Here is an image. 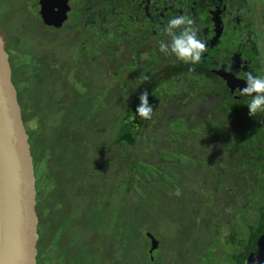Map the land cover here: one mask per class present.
<instances>
[{"label": "trees", "instance_id": "16d2710c", "mask_svg": "<svg viewBox=\"0 0 264 264\" xmlns=\"http://www.w3.org/2000/svg\"><path fill=\"white\" fill-rule=\"evenodd\" d=\"M17 53L25 54L23 48L15 47L14 56L10 55L13 82L18 90V98L31 146L33 144V157L36 153L39 157L38 163L45 161L47 164L48 171L44 175L46 177L54 179L51 174L58 169L67 172L64 189L56 185L54 180L52 181L54 183L52 191L56 189L63 193L60 200L55 202V204L61 203V206L54 208L50 213L52 208L47 207L48 204L44 199L38 200L39 194L37 196L40 235L37 264H41V260L42 264L46 262V257L45 259L43 257L48 251L47 239L52 236L55 241L51 248L56 249L55 261L58 264L64 263V260L68 264H131L130 258L133 255L139 257L141 264H175L174 261L180 258L181 260L190 259L195 249L181 242L179 243L186 251L180 252L178 247L172 248L168 255L170 257L172 252L173 260L169 263H167L168 256H165L164 249L161 248L162 244L159 243L158 249L150 253L152 245L148 234L158 240L156 234L151 231L152 228L160 226L170 230L178 240L182 233L189 235L188 240L194 242L196 247L202 242V237L210 240L205 253H201V245L198 247L199 250H195L197 254L193 264H247L249 255L256 250L257 241L264 232V163L261 162L262 157L253 150L257 146L255 142H264V122L261 121L260 125L252 128L249 126L248 131L226 132L224 122L213 119V117L202 121V124L210 122L216 126L210 130L202 125L200 127L194 121H171L170 115L181 104L179 96H176L178 102L176 104L175 93L170 96L166 95V90L163 89L166 84L162 87V84H157V86L152 82H141L140 80L133 81L126 88V90L130 89V92H127L122 100H110L104 103L98 101L100 95L83 94L77 83L72 78H68V82H63L66 84L65 87L61 89L65 95L64 99L60 98L63 102L57 103L58 99L55 95L57 89L47 77L50 74L47 72L52 69V66L47 72L42 71V67L35 63L33 53L28 52L27 56H24L26 66L22 67L23 61H19ZM24 68L30 70L28 77L21 74ZM44 73L47 75L43 77ZM62 74L64 73L62 72L61 76ZM36 75L38 78H35ZM144 91L149 93V103L153 106V114L147 120L142 119L136 113V108L140 103L139 96ZM71 96L78 97L77 101L66 103L64 107L59 106L67 102ZM40 105L43 106L42 109ZM55 108L61 112L64 110L61 113L63 120L61 124L50 127L49 121L52 119L46 118L47 122H45L40 112H54ZM55 120L54 124L57 123L58 117ZM35 121H38L36 128ZM188 129H194L191 134L196 135L200 134L199 129H204L205 133L212 138L227 145V154L232 158L234 165L243 172L249 169L248 173L254 175L251 180H247L249 187H244L245 185L236 187V184L232 186L228 183L229 179L220 180L217 178L219 176L209 173L215 179V182L208 183L210 189L216 194L223 193L217 197V203L221 201L219 199L222 196L225 199L227 194L231 200L238 194L244 198L239 209H235L238 210L237 220L231 230L229 229L224 243H219V236L220 228L224 225L221 218L222 209L227 205L220 203L219 206H212V216L209 211H205L206 208L209 210L208 202L211 203L214 200L212 198L207 201L202 200L206 195L202 189H198L195 181L202 178L201 174L209 166L205 165L202 154L194 151L192 147L189 148L191 143L183 138L182 133L189 132ZM253 131L256 132L252 133ZM58 135L60 137L62 135L66 140L65 152L61 150V145L57 144ZM231 135L234 137L231 138ZM100 139H103L102 143ZM164 140L169 143V146L161 143ZM222 144L218 146L219 151L223 148ZM41 154H44V159H40ZM235 155L236 158L233 157ZM207 158L218 167V170L226 171L228 162L225 164L221 161L223 163L221 164L215 159ZM259 165H262L260 170ZM230 173L244 175L239 171L235 172L234 169H230ZM44 176H40V183L42 179H47ZM36 177H38L37 172ZM114 180L118 181L117 185ZM39 184L37 182V190ZM69 189L73 191L69 192ZM225 189H227L226 192H224ZM93 190L96 191V205L100 210L94 212L88 201L87 204L83 202V206L87 209L86 213L78 208L65 223H74L76 217L80 216V221H86L85 224L88 227L86 238H83L81 230L78 229H73L74 231L68 234L72 236L70 239L64 238L67 235L62 229L55 235L48 231L54 221H59L63 216L62 208L71 204V198L79 195L78 197L88 200ZM104 190H109V193L102 194ZM113 193L115 200H109ZM104 198L107 199L106 204L103 202ZM68 200L71 201L68 203ZM237 202L233 200L234 205L229 204V206L235 208ZM108 204L112 208L105 209ZM90 210L93 213H90ZM79 212L85 215H76ZM214 214L218 219H216L212 235L210 233L212 228L208 232L205 230L209 227V221ZM50 215L55 217V220L50 219ZM187 217L190 218L188 223H186ZM234 217L231 215L230 219L233 220ZM120 218L125 223L124 232L119 228L110 230L109 233L112 231L116 236H114V241L108 244L109 234H106L103 227L100 228L103 224L102 220L105 219L107 223L111 220L115 223L116 219ZM88 221L91 222L88 224ZM166 221H172L178 227L179 232L177 233L178 229L175 227L171 228L167 225ZM184 222L188 231H183ZM65 224L60 225L61 228ZM146 224L148 227L144 235L141 229ZM93 226L94 229H92ZM97 227L104 234L103 241L89 233ZM64 240L66 245L62 244ZM223 249L228 251L223 252ZM176 251H178L179 259L174 260Z\"/></svg>", "mask_w": 264, "mask_h": 264}, {"label": "flooded vegetation", "instance_id": "af4514ba", "mask_svg": "<svg viewBox=\"0 0 264 264\" xmlns=\"http://www.w3.org/2000/svg\"><path fill=\"white\" fill-rule=\"evenodd\" d=\"M46 1L37 0L34 9L39 17L37 20L48 32L45 35L47 43H56L53 40L62 38L72 44V70L66 71L55 62L52 74L44 73L47 76H58L57 81L62 84L64 79L72 78L83 94L93 95L106 88L109 95L114 83L105 82L104 74L116 77L130 73L133 81L162 84V87L172 84L174 91H166V95L175 93L176 104V96L181 104L170 115L171 121H195L197 114L187 108L206 101L205 113L200 112V119L206 121L217 117L224 122L226 132L248 131L249 126L252 128L264 122V111L251 117L247 107L250 97L240 94V89L246 86V73L264 78V0H55L62 15H66L60 27L58 24L46 25L42 20L40 10ZM177 15L190 16L199 29V37L206 42L207 50L197 64L184 63L174 55L159 51V42L166 39L163 30L169 19ZM32 53L35 63L40 65V52L32 49ZM43 59L44 66H48L46 53ZM44 66L40 65L42 71L47 72ZM78 69H85L86 73L81 83L76 77ZM91 73H98L94 75L101 80L94 82ZM89 74L92 77L87 79ZM141 76L148 79L142 80ZM209 98L218 101L215 109L209 108ZM37 124L35 121V128ZM263 144L257 141L253 149L262 157V163ZM246 174L243 176L249 184L247 180L252 177L248 178L251 174ZM233 200L243 201L244 198L238 194Z\"/></svg>", "mask_w": 264, "mask_h": 264}, {"label": "rangeland", "instance_id": "374dc122", "mask_svg": "<svg viewBox=\"0 0 264 264\" xmlns=\"http://www.w3.org/2000/svg\"><path fill=\"white\" fill-rule=\"evenodd\" d=\"M34 2V4H33ZM35 3L37 4V0H0V35L4 37V39L6 40V49L8 48L7 46H9V48L7 49L10 55H13V49L15 47H17V49L23 48L25 54H20L17 53V57L19 59V61H23L21 63L22 67L26 66V60L24 58V56H27L26 53L28 54V52H30L32 54V49H34V51H39L40 52V57L38 58V61L41 62V66L43 67L44 65H46L45 60L43 59L44 54L46 53V57H47V64L48 66H44L45 69H50V67L52 65L55 64V62H57V65L60 64L61 66H64V70L69 71L71 69V55H72V44H70L69 42H67L66 40L60 38L59 41L57 40H53L56 41V43H52L48 44L45 35H48V32L46 31L45 26L42 24L41 21L37 20V18H39L37 16V14H35ZM53 37V36H52ZM48 49L52 50V51H48ZM54 50V51H53ZM62 54V55H60ZM60 55V56H59ZM14 56V55H13ZM34 57V56H33ZM35 58V57H34ZM56 58V60H55ZM50 64V65H49ZM72 70V69H71ZM78 73L76 75V77L78 78V82L81 83L84 80L85 77V69L84 70H80L78 69ZM30 70L29 69H22L21 74L28 77ZM47 73H51L52 74V69L49 70ZM92 75L94 74H98V73H91ZM91 74L88 75L87 79L91 78ZM45 74H43L44 77ZM48 78L52 79V82L55 81L53 83V85L55 86V89H57V92L55 93L56 97H57V103L62 102L63 100H61L60 98L65 97V95L62 93L61 89L65 87L66 84H60L59 80L60 78L58 76H54L53 78L51 76H47ZM66 77H69L68 75ZM38 78V76L36 77ZM94 82H99L101 80V77H98L97 75L93 76ZM103 79L105 82H108L110 84L114 83L113 87L110 89L111 94L107 95V90L106 88H104V90H99V91H95L96 95H99L101 93H106L105 96L100 95L98 97V101H103L104 103L110 101V100H122V97L125 96L127 94V92H130V89H125V87H129L132 83V81L134 80V77L132 74L130 73H124V74H118L116 77H114L113 75H109V74H104ZM42 81V80H40ZM64 82H68L66 79H64ZM201 84V83H200ZM209 85L207 84L206 88ZM211 86V85H210ZM174 87L172 86V84H166L164 86V90L166 91H171ZM198 99H201V97H198ZM196 100V99H195ZM77 101V97L75 96H71L67 102L59 105L64 107L66 103H71V102H76ZM209 102H210V107L211 109H215L216 106L218 105L216 102H218L215 99L209 98ZM46 103V102H45ZM102 103V104H104ZM193 104L194 101L192 102ZM207 102L204 101L203 103L200 102L199 104H195V105H191V107L187 108L190 111L193 109L196 114H197V118L195 119L194 123L195 124H199L200 127H204L205 129H214L216 126L210 124V122H206L204 124H202V120L200 119V112L205 113L203 108L206 107ZM41 109H42V105H40ZM202 108V110H201ZM40 112V111H39ZM64 110L58 111L57 108H55L54 112H40L43 117H44V121H46V118H51L52 120L49 121V125L50 127H52V125H54L53 127L57 126V124H61L63 117L62 114ZM167 114H165L166 116ZM58 117L57 123L54 124V121H56L55 119ZM213 119L218 120L217 117H213ZM223 120V119H222ZM166 121V120H163ZM202 125V126H201ZM240 126V124H237ZM162 126V125H161ZM46 127L49 128L48 125H46ZM54 131V129H52ZM187 131L189 132H183L182 135L183 138H185L186 140H188L191 144L189 145V148L192 147V149L200 154H202V157L205 159H203L204 163L206 166H209L208 168L204 169V173L201 174L202 178L198 179L195 181V185L198 187V189H202L206 195V197H204L202 200L207 201V199H213L214 201H212L211 203H209L210 207L208 208L209 210H207V208L205 209V211H209L210 212V216H212L211 214V209L212 206H219L220 203L226 204L227 207L222 209V220L224 222V225H226V227H224V225L220 228L221 232H220V236H219V243H224L225 239L228 235V231L229 229L231 230L233 224L235 223V220H237V212L238 210L235 209H239V207L242 205L243 201H238L237 204H235V208L234 207H230L229 204L234 205L233 204V199L231 200V197L226 196L225 199H223V196L219 199L221 200L219 203H217V197L220 195H223V193L220 194H216L214 191H212L208 185V183H210V181L215 182V179L213 178V176H211L209 173L215 175V176H219L217 177L218 179L222 180L224 178L229 179L230 182H228L229 184H232V186H234V184H236V187H249L250 184L246 183V179L244 178V176H239V175H233L230 173V169H234L235 172L239 171L240 173H244L246 174V172L249 171V169H246L244 172L240 171V169L238 167H236L232 161V158L229 157V155L227 154V145H223L221 142L215 140L214 138H212L210 135H208L207 133H205L204 129H199V135H192L191 132L194 131V129H188ZM196 131V130H195ZM176 135V134H175ZM240 136V135H239ZM227 137H230V135H227ZM234 136L231 135V138H233ZM100 143H102L103 139H100ZM66 140L62 137L58 135V140H57V144H60V148L63 152H65V147H66ZM162 144L166 145L169 143H167L165 140L161 142ZM223 145V148H220V151L218 149L219 145ZM264 145V144H263ZM33 147V144H32ZM264 152V148L263 151ZM55 152H53L54 154ZM218 155H215L217 154ZM34 157H35V166H36V172L38 173V177H37V182L38 184L40 183V176L41 175H45L48 171V167L47 164L45 163H38L39 157L37 156L36 153H34ZM44 154L40 155V159H44ZM211 158V159H215L217 162H220L221 164L223 163H227V169L226 171L224 170L223 172L221 170H218V167L216 165H213V163H211L209 161V159L207 158ZM234 158H236L237 156H233ZM223 163H222V162ZM211 166V167H210ZM259 170L261 169L262 165H259ZM254 169H257V167H254ZM68 170L70 171L69 167ZM232 175H229V173ZM208 173V175H207ZM226 173V175H225ZM67 172L66 171H60L59 169L56 171H53V173L51 174L52 177H54V181L56 182V185H59V187L64 189V182H66L65 180V176H66ZM247 175V174H246ZM256 176V175H255ZM250 177H254V175H249L248 178ZM190 178H192V175H190ZM209 179V180H208ZM217 180V179H216ZM118 181L114 180V183L116 184ZM119 184V183H118ZM117 185V184H116ZM93 188L95 187L92 184ZM54 187V183L50 182L48 179H42L41 183L38 185V194H39V198L38 200L40 201V199H44V201L46 202V204H48V208H52V211H50V213L53 212L54 208H58L59 206H61V203L59 204H55V202L57 200H60V198L63 196V193L60 190H56L54 189L52 191V188ZM228 188V187H227ZM227 189H225L224 192H226ZM72 189H69V192H72ZM108 194L109 190L107 191H103L102 194ZM202 193V192H201ZM101 194V195H102ZM79 196V195H78ZM74 197L71 198V200H68V203L71 201V204L65 205L63 206L62 210L64 212L63 216L60 217L59 221L57 220L54 221V223L50 226V229L48 230L51 234H56L58 231H61V229L65 232V234L67 235L66 239H70V237L68 234L71 231H74L76 229H78L79 231L81 230V234L83 235V238H86L87 235V228L85 222L86 221H80V216H77L74 223H66L67 220H69L71 218V216L76 212V209L81 208L82 212L86 213L85 207L83 206V202L87 204V201L89 202V206H91L92 209H94L95 211L100 210V208L97 207L96 203H97V194L96 191L93 190V193L90 194L88 200L84 199L83 197ZM201 196V195H200ZM78 197V198H77ZM77 198V199H76ZM201 198V197H200ZM109 200H115L114 198V193L110 195ZM104 204L107 203V199L104 198L103 199ZM152 206V205H151ZM221 207V206H220ZM112 208L110 204H108L106 206L105 209H110ZM160 210V209H159ZM79 212L76 215H80L82 214L85 215L84 213ZM107 212V210H106ZM90 213H93L90 210ZM74 215V217L76 216ZM164 217H166V214H163ZM231 215H234L235 217L233 218V220H231ZM148 217V215H146ZM207 216V215H206ZM50 219H54L55 217H53L52 215L49 216ZM211 218V217H210ZM216 219H218L216 217V215L214 214V217H212L209 221V224L207 227V229L205 231H209L210 228H212L210 230V233L213 235V228L216 225ZM55 220V219H54ZM100 220V219H99ZM190 220L189 217H187L186 219V223H188V221ZM101 221V220H100ZM165 221V220H164ZM91 221H88V224ZM230 222L232 224H230ZM102 225H100V228L103 227V230H106V234H109V238L107 243L111 244V242L114 241V236H116V234L114 232L111 231V233H109L110 230L114 229V228H119L122 229V232H124V226L125 223L123 221L122 218L120 219H116L115 223H113L110 220V223H107L105 221V219L102 220ZM153 222H151L152 224ZM184 222V226H183V231H188V229L186 228ZM62 224H65L62 226ZM166 224L169 225L171 228L175 227L176 229H178V227H176L174 225V223L172 221H166ZM235 225V224H234ZM147 227L148 225H144L142 227V233L145 235L147 232ZM60 228V229H59ZM90 228V227H89ZM74 229V230H73ZM92 229H94V226L92 227ZM205 231H204V235H205ZM156 234V237L158 238V240L160 241V244H162V247L164 249V253L165 256L167 257V263L171 262V260H173L172 257V252L170 254V257L168 255V253L170 252V250L174 247H178V249L180 250V252H185L186 250H184V248L182 247V245L179 243H184L187 244L188 246L194 248L195 250L200 247L201 245V253H205V249L206 247L209 246V239L202 237V242L199 244H197V247L194 245V242H190L188 240L189 235H185V233H182L181 237L178 238L175 235H172L173 233L170 232V230H167L164 226H160L157 228H152V231ZM179 232V229L177 230V233ZM92 233L91 236H94L95 238L103 241L104 239V234L101 232V230L99 229V227L96 228V230H94L93 232H89ZM73 234V232H72ZM164 234V235H163ZM163 235V236H162ZM192 235V234H191ZM193 236V235H192ZM74 237H75V233H74ZM187 237V238H186ZM162 238V239H161ZM198 238V237H197ZM199 239V238H198ZM54 236H52L51 238L47 239V244H46V248H47V252L45 253V257H43L45 259V263L44 264H58L55 261V252L56 249L51 248V246L53 245L54 242ZM188 242V243H186ZM63 245H66L65 240L62 242ZM164 244V245H163ZM51 248V249H50ZM192 252V257H190V259L188 260H181V258L179 259V254L178 251H176V255L174 256V260L175 259H179L174 261L175 264H193L196 259H194V257L196 256L197 252L196 251ZM204 250V251H203ZM221 251V250H220ZM228 251L227 249H223V252ZM171 258V259H170ZM138 259V261H137ZM130 263L131 264H141V261L139 259V257H136L135 255H133V257L130 258ZM41 264H42V260H41ZM60 264H68L65 262L64 263H60Z\"/></svg>", "mask_w": 264, "mask_h": 264}, {"label": "water", "instance_id": "95a60500", "mask_svg": "<svg viewBox=\"0 0 264 264\" xmlns=\"http://www.w3.org/2000/svg\"><path fill=\"white\" fill-rule=\"evenodd\" d=\"M47 1L41 6L42 20L46 25L60 27L66 15H62L55 0ZM37 196L30 136L13 82L10 54L0 35V264L38 263ZM148 236L152 254L160 242ZM247 264H264V234L258 239L256 251L249 255Z\"/></svg>", "mask_w": 264, "mask_h": 264}, {"label": "clouds", "instance_id": "9594fccd", "mask_svg": "<svg viewBox=\"0 0 264 264\" xmlns=\"http://www.w3.org/2000/svg\"><path fill=\"white\" fill-rule=\"evenodd\" d=\"M195 21L186 15H177L170 18L163 30L166 39L159 42V51L164 54L174 55L184 63L197 64L201 61L207 50L206 42L199 35V29L194 26ZM245 87L240 94L250 97L247 105L249 115L253 117L256 113L264 111V78L254 76L252 73L245 74ZM142 80L148 79L141 76ZM139 105L136 113L142 119H150L153 114V106L149 103V93L144 91L139 96Z\"/></svg>", "mask_w": 264, "mask_h": 264}]
</instances>
